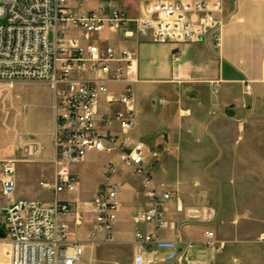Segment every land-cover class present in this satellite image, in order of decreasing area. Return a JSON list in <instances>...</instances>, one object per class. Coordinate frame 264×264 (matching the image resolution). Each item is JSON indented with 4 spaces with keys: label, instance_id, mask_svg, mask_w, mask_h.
Listing matches in <instances>:
<instances>
[{
    "label": "built area",
    "instance_id": "obj_1",
    "mask_svg": "<svg viewBox=\"0 0 264 264\" xmlns=\"http://www.w3.org/2000/svg\"><path fill=\"white\" fill-rule=\"evenodd\" d=\"M222 15V0H144L135 17L111 3L84 10L70 7L69 0H0V81L49 84L56 115L53 175L50 183H39L53 196L50 204L16 198V160H0L4 200L0 202V242L10 248L9 264H78L84 246L70 239L72 224L85 222L83 214L91 216L94 233L111 241L122 190V184L113 179L116 169L111 163L104 166V181L86 209H80L77 201L58 199L62 193H78L79 181L71 169L88 152L118 155L125 169L143 173L145 184L151 182L145 170L148 150L130 137L136 126V54L102 46L93 37L121 34L125 39L175 47L210 39L218 46L225 24ZM112 84L122 86L121 91L111 92ZM103 97L108 105L120 106L117 113H99ZM36 154L35 144L22 150L26 160ZM147 197L150 205L136 220L152 226L153 231L134 233L133 264H163L169 258L154 246L158 234L173 225L166 217L170 202L177 213L185 212L187 223L205 228L204 245L215 247V234L210 230L216 219L214 210H184L180 198L170 192L152 190ZM192 247L191 242L185 243L186 249ZM175 256L180 258L179 253Z\"/></svg>",
    "mask_w": 264,
    "mask_h": 264
},
{
    "label": "crops",
    "instance_id": "obj_2",
    "mask_svg": "<svg viewBox=\"0 0 264 264\" xmlns=\"http://www.w3.org/2000/svg\"><path fill=\"white\" fill-rule=\"evenodd\" d=\"M110 3L135 17L144 0H69L70 7L84 10ZM222 3L225 24L218 46L210 39L175 47L125 39L121 34L103 33L93 37L92 41L102 46L130 50L137 57V82L133 88L136 126L130 137L148 150L145 170L152 182L145 184V175L139 183L131 182L127 187V202L119 200L111 241L118 245V253L129 250V264H133L134 233L153 231L152 226L136 220L149 207L147 193L152 190L177 195L184 210L206 207L216 213L210 230L217 243L215 247H207L205 228L187 223L185 212L177 213L175 204L168 203L166 217L173 225L158 234V245L154 246L169 256L163 264H264V224L261 222L252 230L251 207L239 211L236 207L222 206L219 189L210 175L223 151L250 150V122L264 118V0H222ZM121 89L120 85H109L111 92L118 93ZM119 109L118 104L108 105L105 97L101 99V115L111 116ZM55 128L56 119L54 132ZM54 156L53 144L52 161ZM113 156L118 158V168L125 169L120 156ZM79 165L71 169L77 179ZM25 178L17 181L20 185L16 186V198L41 201L34 198L33 190L32 198H24L29 192L24 186L28 181ZM103 181L94 184L90 198L93 199ZM81 191L79 182V191L73 195L78 196ZM139 208L143 210L136 213ZM225 213L233 217L225 220L222 217ZM95 229L91 216L81 226L72 224L74 236L70 240L84 246V257L78 264H94L97 251L91 248L86 256L87 243L91 245L97 239V244H107L101 234L91 238ZM186 242H191L193 247L186 249ZM9 253V246L0 242V264H9Z\"/></svg>",
    "mask_w": 264,
    "mask_h": 264
},
{
    "label": "rangeland",
    "instance_id": "obj_3",
    "mask_svg": "<svg viewBox=\"0 0 264 264\" xmlns=\"http://www.w3.org/2000/svg\"><path fill=\"white\" fill-rule=\"evenodd\" d=\"M55 119L53 91L49 84L0 81V158L16 160V186L20 185L17 181L23 177L28 180L24 186L29 192L24 198H32L34 192V198L41 199L43 203L53 201L50 193L39 188L38 183H50L53 175L51 151L54 144ZM250 130V150L223 151L221 160L211 168L210 175L213 185L219 189L222 206L236 207L239 211L243 207H251L254 212L251 215L253 230L259 223L264 224V118L252 119ZM33 144L38 147L37 155L30 160L24 159L23 148ZM108 162L116 168L113 179L122 183L118 201L123 199L127 202L128 185L142 181L144 174H131L122 167L118 168L116 156L92 151L86 154L84 162L77 168L81 194L77 196L62 193L58 199L75 200L79 197L76 201L80 209H86L87 203L92 200L90 196L94 184L103 181L101 171ZM15 196L17 197L18 193H15ZM3 201L0 196V202ZM142 210L139 208L136 213ZM222 217L226 220L233 216L225 213ZM83 218L85 222L89 221L90 215L83 214ZM98 235L100 234H91V238L96 239ZM79 236L81 234L77 237ZM86 240L84 238L83 241L87 242ZM96 242L97 239L92 241L93 244L85 245L86 256L91 248L97 251L94 264H129L131 253L128 249H122L118 253V245L113 241L105 245Z\"/></svg>",
    "mask_w": 264,
    "mask_h": 264
},
{
    "label": "water",
    "instance_id": "obj_4",
    "mask_svg": "<svg viewBox=\"0 0 264 264\" xmlns=\"http://www.w3.org/2000/svg\"><path fill=\"white\" fill-rule=\"evenodd\" d=\"M3 235V232H2V230H0V236H2Z\"/></svg>",
    "mask_w": 264,
    "mask_h": 264
}]
</instances>
